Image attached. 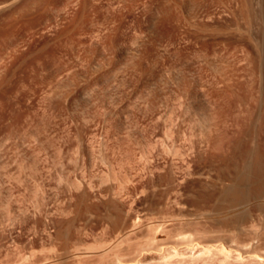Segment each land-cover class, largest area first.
Instances as JSON below:
<instances>
[{
	"label": "rangeland",
	"instance_id": "374dc122",
	"mask_svg": "<svg viewBox=\"0 0 264 264\" xmlns=\"http://www.w3.org/2000/svg\"><path fill=\"white\" fill-rule=\"evenodd\" d=\"M254 159L264 0H0V264H264Z\"/></svg>",
	"mask_w": 264,
	"mask_h": 264
},
{
	"label": "bare ground",
	"instance_id": "6f19581e",
	"mask_svg": "<svg viewBox=\"0 0 264 264\" xmlns=\"http://www.w3.org/2000/svg\"><path fill=\"white\" fill-rule=\"evenodd\" d=\"M249 154H250V152H249ZM254 154H256V153H253V154L251 153L250 155H254ZM257 154H258V153H257ZM247 156H249V155L247 154ZM254 156H256V155H254ZM258 156H259V155H258ZM246 159H249L248 161L252 163V158H251V160H250V158H246ZM254 160H255V159H254ZM256 160H259V161H260V158H259V159H256ZM256 160H255V161H256ZM246 161H247V160H245V162H246ZM255 161H254V162H255ZM244 164H245V163H244ZM244 164H243V165H244ZM258 164H259V163H258ZM249 165H250V163H248V167H250ZM245 167H247V166H245ZM251 167H252V164H251ZM261 167H262V166H261ZM263 167H264V166H263ZM263 167H262V168H263ZM243 168H244V166H242L240 169H243ZM262 168H260V164L257 165V161H256V163L253 164V169H254L255 171H253L252 168H251V169L249 168V170H247V168H245V170L243 171V175L246 176V177H247L248 175L250 176V171L252 170L253 172H255V174H253V176L256 175L257 177L261 178V176H262L261 174L263 173V172H261V171L263 170ZM261 169H262V170H261ZM252 171H251V172H252ZM239 172L241 173L240 170H239ZM240 175H241V174H240ZM249 176H248V177H249ZM263 176H264V174H263ZM263 176H262V178H263ZM251 177H252V176H250V178H251ZM240 178H241V180H243L242 177H240ZM254 178H255V177H254ZM259 178H258V179H259ZM246 179H247V178H246ZM251 179H252V178H251ZM251 179H249V180H251ZM258 179H255V181H256V180L258 181ZM244 180H245V179H244ZM249 180H248V181H249ZM239 181H240V180H239ZM252 181H254V180H252ZM259 181L261 182V179H260ZM262 181H263V180H262ZM240 182H241V181H240ZM242 182H243V181H242ZM257 183H258V182H257ZM262 183H263V184H262ZM262 183H260V184L264 185V182H262ZM258 184H259V183H258ZM258 184H257V185H258ZM262 185H261V186H262ZM237 187H238V186H237ZM257 187H258V186H257ZM259 187H260V186H259ZM262 188H263V186H262ZM234 189H235V187H234ZM239 189H240V188H239ZM246 189H247V188H246ZM231 190H232V189H231ZM240 190H241V189H240ZM240 190H239V191H240ZM248 190H249V186H248ZM248 190H247V191H248ZM251 190H253V189H251ZM258 190H259V189H258ZM263 190H264V189H263ZM232 191H233V190H232ZM232 191H229V192H232ZM241 191H242V190H241ZM241 191H240V193H241ZM244 191H245V190H244ZM249 192H250V190H249ZM258 192H259V191H258ZM235 193H236V191L233 192V194H234V195H238L239 197H240V195H242V194H240L238 191H237L238 194H237V193L235 194ZM247 193H248V192H247ZM251 193H252V192H251ZM261 193H262V191H261ZM233 194L230 195V196H233ZM225 195H226V194H225ZM228 195H229V194L227 193V196H228ZM243 196H244V198H245V196H246V198H247L248 195H246V193H245V195L243 194ZM228 197H229V196H228ZM233 197H234V196H233ZM236 197H237V196H235L234 198H236ZM225 198H226V197H225ZM227 199H228V198H227ZM237 199H238V198H237ZM237 199H235V200H237ZM242 199H243V197H242ZM233 200H234V199H233ZM240 200H241V199H240ZM240 200H239V201H240ZM242 201H243V200H242ZM243 202H244V201H243ZM221 248H222V249L219 248L220 250H217V249H216L217 252L220 251L221 254H224V257H225V256H228V253H229L228 250H226V249L223 248V247H221ZM187 249H188V248H187ZM191 250H193V249L191 248ZM191 250L189 249L190 252H191ZM203 250H204V252H203L204 254L200 255V254L202 253V251H201V253H199L200 256H203V255H205V256L208 255V256H209V252H210V250L213 251L212 248H211V249H210V248H205V249H203ZM199 251H200V249H199ZM147 252H148V251H147ZM172 252H173V251H171V253L167 252V254L161 255V256H160V257H161V262L159 261V262H157V263H158V264H184V263H183V262L185 261L184 258H186V256H188V255L186 254L185 256H183V252H180V251H178V250H175L173 253H172ZM190 252H189V253H190ZM196 252H197V251H196ZM185 253H186V251H185ZM187 253H188V252H187ZM192 253H193V252H192ZM192 253H191V254H192ZM194 253H195V252H194ZM197 253H198V252H197ZM210 253H212V252H210ZM150 254H151V253H150ZM195 254H196V253H195ZM213 254H215V253H213ZM217 254H219V252H218ZM217 254H215V255H217ZM145 255H146V254H145ZM197 255H198V254H197ZM210 255L213 256L212 254H210ZM194 256H196V255H194ZM194 256H191V257H194ZM200 256H199V257H200ZM217 256H218V255H217ZM220 256H221V255H220ZM189 257H190V256H189ZM189 257H187V258H188L189 261L191 262V260H190L191 258H189ZM206 257H207V256H206ZM215 257H216V256H215ZM176 258H178V259H177V260H174V259H176ZM194 258H195V257H194ZM211 258H212V257H211ZM213 258H214V257H213ZM216 258H217V257H216ZM180 259H182V262H181ZM188 259H186V260L188 261ZM192 259H193V258H192ZM195 259H197V257H196ZM201 259H202V258H201ZM207 259H208V258H207ZM205 260H206V259H205ZM205 260H204L203 262H207V261H208V260H207V261H205ZM209 260H210V258H209ZM213 260H214V259H213ZM261 260H262V259H261ZM263 260H264V259H263ZM189 261H188V262H189ZM194 261H198V260H194ZM142 262H143V261H137V262H133L132 264H142ZM185 262H186V261H185ZM188 262H186V263H188ZM203 262H202V263H203ZM186 263H185V264H186ZM193 263H194V262H193ZM207 263H208V262H207ZM211 263H212V262H210V264H211ZM214 263H215V262H214ZM263 263H264V262H263ZM127 264H128V263H127ZM130 264H131V263H130ZM203 264H205V263H203Z\"/></svg>",
	"mask_w": 264,
	"mask_h": 264
}]
</instances>
